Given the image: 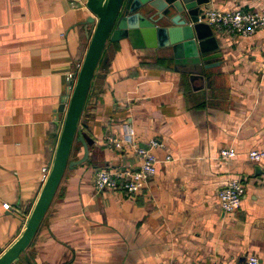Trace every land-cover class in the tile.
Segmentation results:
<instances>
[{
	"label": "crops",
	"instance_id": "obj_1",
	"mask_svg": "<svg viewBox=\"0 0 264 264\" xmlns=\"http://www.w3.org/2000/svg\"><path fill=\"white\" fill-rule=\"evenodd\" d=\"M88 0H0V259L26 231L64 132L67 78L76 84L96 23ZM204 10L255 11L264 0H207ZM214 33L219 66L192 79L166 49L107 39L79 119L93 139L88 159L67 164L27 248L10 264H264V29L250 37ZM75 87V85H74ZM71 94V93H70ZM129 129L152 138L157 173L137 194L99 192L100 169L139 159ZM222 148L237 155L220 158ZM73 140L69 161L84 156ZM167 157L170 160L167 161ZM230 179L246 188L235 212L218 194ZM9 204V208H5Z\"/></svg>",
	"mask_w": 264,
	"mask_h": 264
},
{
	"label": "water",
	"instance_id": "obj_2",
	"mask_svg": "<svg viewBox=\"0 0 264 264\" xmlns=\"http://www.w3.org/2000/svg\"><path fill=\"white\" fill-rule=\"evenodd\" d=\"M207 0H88L92 15L86 24L96 23L95 32L85 62L72 93H68L59 106L64 112L68 104L64 132L57 159L46 181L44 193L34 211L28 227L11 253L0 259V264H10L29 245L40 222L46 214L64 170L84 162L89 157V145L93 139L80 127L79 119L91 85L95 69L110 36V41L128 38L135 47H159L166 49L178 71L187 72L192 79L206 78L205 70L219 66L221 57L219 41L212 26L202 21ZM76 136L83 143L82 158L69 161V154Z\"/></svg>",
	"mask_w": 264,
	"mask_h": 264
},
{
	"label": "built area",
	"instance_id": "obj_3",
	"mask_svg": "<svg viewBox=\"0 0 264 264\" xmlns=\"http://www.w3.org/2000/svg\"><path fill=\"white\" fill-rule=\"evenodd\" d=\"M212 26L213 30L218 33L228 35L250 37L259 30L264 29V9L255 11L238 10H219L206 9L205 17L201 19ZM74 75L70 74L67 78L66 90L72 93L74 89ZM106 141L114 147L121 148L124 142H127L134 149L139 159L137 168L130 166L117 167L115 169H100L94 177V188L99 191H122L126 194L135 195L139 193L146 185L148 179L157 173V163L159 159L156 150L163 144L156 138L149 139L145 146L139 144L134 137V130L129 129L122 138L108 137ZM237 152L233 149L222 148L220 158L226 160L233 158ZM250 159L260 161L264 158L263 150H252L248 153ZM167 161L170 157H167ZM43 178L47 180L50 174V167L43 166ZM246 194L245 184L240 179H230L225 187L221 188L218 194V200L226 212H235L242 206ZM9 208V204L4 205ZM212 264H222L213 262ZM245 264H261L260 257L251 254Z\"/></svg>",
	"mask_w": 264,
	"mask_h": 264
}]
</instances>
